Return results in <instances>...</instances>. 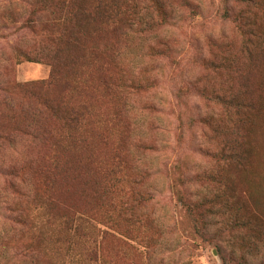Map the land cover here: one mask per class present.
Returning a JSON list of instances; mask_svg holds the SVG:
<instances>
[{
	"label": "rangeland",
	"instance_id": "obj_1",
	"mask_svg": "<svg viewBox=\"0 0 264 264\" xmlns=\"http://www.w3.org/2000/svg\"><path fill=\"white\" fill-rule=\"evenodd\" d=\"M196 3L200 5L198 14L187 19L181 29L172 31L169 40L165 38L172 49L170 57L152 62L148 49L150 45L159 46V42L132 39L145 62L135 69L134 79L142 84L141 92L129 95L133 109L124 113L117 73L108 71L110 87L100 82L107 69L102 65L106 47L98 35L83 38L80 48L62 52L68 70L61 76L70 72L69 79L64 80L72 83L71 88L60 80L50 93L35 89L33 85L51 78L52 68L45 62L22 60L21 52L47 45L45 39L56 37V33L48 14L39 13L43 7L40 0H0V264H10L6 261L10 257L14 261V255L19 264L237 261L246 233L231 231V217L238 214L251 223L264 221V53L256 55L253 64H242L246 72L245 99L253 106L249 111L251 124L241 129L245 135L241 146L244 158L240 164L220 166L211 149L221 136H226L228 124L225 117H220L222 130L219 134L214 131L211 119L218 108L210 93L205 97L200 92L204 76H211L210 68L205 69L207 64L198 59L218 56V47L210 38L228 41L234 51L238 50L241 36L235 22L224 15L226 10L234 14L239 7L232 0ZM249 18L258 27L261 25L264 33V14L258 12ZM105 40L109 45L112 36ZM258 43L264 45V40ZM119 49L124 52L122 47ZM123 57L121 68L128 66L127 56ZM24 84L31 90L21 86ZM221 84L222 79L213 75L208 90L222 93ZM224 84L225 89H238L241 83L233 75ZM47 95L55 100L69 98L86 110L77 125L65 126L52 117L42 119L41 124L49 132L36 143L26 134H19L28 121L24 106L35 105ZM8 132L16 137L11 143L5 140ZM110 169L120 173L121 179L117 190L107 192ZM217 178L222 192L218 199L225 209L231 203L229 209L234 213L223 214L220 202L212 201L208 205H213L210 208L216 212L206 208L200 214L209 224L206 230H200L185 203L209 194L207 187ZM24 182L26 190L32 187L55 198L60 216L73 211L87 217L92 210L107 213L109 201L128 196L133 188L143 191L149 202L144 218L136 226L114 230L88 217L91 221L78 220L82 231L75 233L73 228L65 231L56 221L47 223L38 203L22 199V191L15 185L25 186ZM20 206L28 214L27 226L20 225L18 215L13 216ZM91 225L108 232L101 246V236L97 237L93 261L85 257L91 247L86 246L82 236L83 231L89 235ZM12 228L14 231L8 235ZM260 252L252 264H264V245Z\"/></svg>",
	"mask_w": 264,
	"mask_h": 264
},
{
	"label": "trees",
	"instance_id": "obj_2",
	"mask_svg": "<svg viewBox=\"0 0 264 264\" xmlns=\"http://www.w3.org/2000/svg\"><path fill=\"white\" fill-rule=\"evenodd\" d=\"M43 7L39 10L40 14L46 13L49 16L50 26L53 29V33H56V37H47V45L44 46L45 40L41 47L37 50L30 52H21L22 60L29 62H45L52 68L51 78L47 82H41V84L33 85L35 89L48 90L47 93L52 91V88L58 81L62 80V84L67 85L68 88L72 87V83H69L67 77L69 73L61 76V73L66 72L68 69V60L62 55V52L69 51L72 48H80L82 39L90 35L100 36L105 49V62L102 64L104 69V75L101 76L100 82L106 86H111V75L108 74L110 70L115 79L117 80L120 91L124 95L122 112L129 113L133 109V105L130 102L129 95L132 93L138 94L141 92L142 84L135 81L137 72L136 68H139L143 62H145V56L138 54L139 46L134 47L132 45V39L139 37L140 41L149 40L155 44L159 42V46L150 45L148 51L150 52L149 59L152 62L158 63L159 60L165 57H170L171 46L165 38L169 40L172 31L179 30L186 23L187 19H191L192 15L198 14L200 5L196 3V0H40ZM236 7L239 9L233 14L226 10L225 18L231 19L235 22V27L241 36L240 47L237 51H234L233 47L228 41L220 42L210 38L212 45L218 47V56L210 58L201 57L200 60L207 64L205 69H209L211 73L210 77L204 76L201 94L205 97L210 93V99L216 104L218 111L214 118L211 119L212 125H214V131L216 134L220 133L219 118H226L225 123L228 124L226 129V136L222 137L211 149L212 155L219 159L218 165L224 166L229 163H241L244 158V153L241 150L243 145V135L241 129L251 124L249 119V111L252 109V103L245 99V86L243 80L246 78V72H243L242 64H253L255 56L264 53V45L258 42L264 40V33L260 31L257 23L252 22L249 16L253 18L260 12L264 14V0H232ZM49 3V5H47ZM38 13V14H39ZM256 25L258 29L256 28ZM112 36V41L109 45L106 44V38ZM161 40V41H160ZM165 41V42H163ZM50 43V44H49ZM123 48L124 52L119 49ZM98 48V47H97ZM99 49V48H98ZM95 49H92V53ZM124 54L127 56L128 66L120 67V62L124 58ZM155 57V59L153 58ZM76 60V57L73 58ZM129 72V74L127 73ZM215 75V77L222 79L220 90L222 93L208 90V82ZM239 81V88L234 89L228 86L225 89V80L228 77L233 76ZM26 89H29L28 84L21 85ZM144 87V86H143ZM31 90V89H29ZM209 96V95H208ZM69 98L55 100L51 95H47L35 105L24 106L28 115V121L21 129L19 134H26L32 141L40 142L44 139V136L48 134L42 124L41 120L52 117L57 119L65 126L77 125L82 119L86 107L84 105H76L69 101ZM154 108V105L152 106ZM126 116V115H125ZM221 118V119H222ZM16 139L15 134L8 132L5 140L9 143ZM121 172V171H120ZM109 184L106 187L107 192L117 190L116 184L120 183V173L110 169ZM218 175V174H217ZM220 175V173H219ZM134 182V181H133ZM25 186L18 185L15 187L22 191L20 197L26 202L31 204H39L40 210L43 215L47 217V223H54L55 221L65 231H71L72 228L75 233L82 231V224L78 220L82 218L95 219L98 222H102L103 225L108 226L111 229L119 230L125 226H136L144 218V213L148 207V198L144 196L143 191L131 189L128 196H120V199L116 202L109 201L106 205L107 213L100 212L99 210H92L88 214V217L84 215H77L75 211L68 213L65 216H60L56 207L57 200L52 198L50 194L45 195L44 191H39L32 187L27 188ZM220 180L214 179L207 190L209 194L201 195L196 198V201H190L185 203L189 211V215L194 217L195 222L200 224L198 227L200 230H206L208 223L203 222L204 217H200V214L209 209V212H216L210 208L213 205L212 201H219L223 214H233L234 210L229 209L231 206L228 198L226 202L230 203V207L225 209L222 205L223 202L218 199L221 195V189L218 187ZM132 185L130 186V188ZM134 190V191H133ZM122 191V190H118ZM211 191V192H210ZM210 199L207 201V199ZM213 199V200H212ZM23 201V202H25ZM213 204V203H212ZM208 205V206H207ZM206 206V207H205ZM215 206V205H214ZM19 211L13 213L18 215L17 219L20 225L27 226L29 223L28 214L25 213L20 206ZM232 232L245 231L242 244L243 250L240 257L234 264H252L255 258L259 257L261 245H264V221L250 222L245 221L239 217L238 214H234L232 217ZM15 221V220H14ZM85 221V220H83ZM79 222V224H77ZM128 222L127 225H121ZM56 223V224H57ZM90 224V223H89ZM84 228V227H83ZM92 231L86 233L83 231V238L86 246L91 247L90 254H85L86 259L95 258L94 247L98 241V236H101L100 246L103 240L108 235L107 231H100L97 227L91 225ZM14 229H9L7 234H11ZM100 233V234H99ZM106 236V237H105ZM85 247V246H84ZM87 251V248H86ZM245 254H248V258ZM24 256H27L24 254ZM32 256H30L31 258ZM93 261V260H92ZM10 264H19L17 255H14V261L11 257L6 261ZM224 263L227 261L224 259Z\"/></svg>",
	"mask_w": 264,
	"mask_h": 264
}]
</instances>
